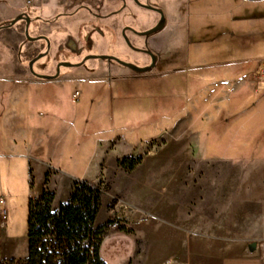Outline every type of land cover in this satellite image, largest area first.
<instances>
[{
  "label": "crops",
  "instance_id": "0c3cea01",
  "mask_svg": "<svg viewBox=\"0 0 264 264\" xmlns=\"http://www.w3.org/2000/svg\"><path fill=\"white\" fill-rule=\"evenodd\" d=\"M168 34L165 28L154 35L153 48L161 58L153 71L135 74L120 64L104 61V79L97 75L91 83L99 85L109 79L118 88L126 81L124 77L147 78L165 73L162 68L166 64ZM118 41V33L112 32L111 42L117 45ZM104 52H119L107 37ZM247 64L245 59L232 60L230 65L236 66L233 77L196 89L192 81L202 83L204 74L194 76L192 81L180 78L178 89L165 101L177 115L164 131L165 136H173L171 140L150 153L148 140H94L82 175L60 167L67 140H59L50 126L22 125L33 114L18 116L4 105L0 112V193L6 192L11 198L14 172H19L27 203L48 188L55 193L52 208L57 211L68 200L77 180L101 184L102 205L96 225L109 215L104 186L122 195L147 215L127 231L106 233L104 240L111 238L120 254L118 261L107 260L108 264H264V152L220 155L211 153L207 140H202L205 123L217 119V128L230 125L237 130L232 134L234 140L243 132L242 145L264 146V82L253 76L261 64L260 60L254 67ZM32 81L54 87L65 85L62 79ZM72 83L76 86L83 82ZM96 90L101 88L97 86ZM0 95L5 103L11 101V91L1 89ZM52 99L58 102L55 93ZM73 113L76 117L77 109ZM38 114L44 118L48 112ZM60 115L61 111L53 113L54 121ZM125 156L141 161L126 171L119 164ZM59 188L62 194L58 196ZM2 208L0 204V260L25 259L29 255L28 222L24 232L9 226Z\"/></svg>",
  "mask_w": 264,
  "mask_h": 264
},
{
  "label": "rangeland",
  "instance_id": "374dc122",
  "mask_svg": "<svg viewBox=\"0 0 264 264\" xmlns=\"http://www.w3.org/2000/svg\"><path fill=\"white\" fill-rule=\"evenodd\" d=\"M41 2L42 0H0V25L7 24L20 15L35 18L44 13ZM165 6L171 10L172 0H165ZM198 8L194 4L190 6L184 19L186 28L178 33L175 42L170 44V49L167 48L166 57H169V61L162 68L165 73L139 81L121 82L118 88L117 83H111L109 79L99 85L91 81L76 86L68 83L62 87L30 83L32 77L28 75L27 61L32 56V51L36 50L37 43L30 42L25 37V21L19 20L11 27L2 28L0 90L11 91L12 97L11 101L7 100L5 103L4 96L0 95V112L6 105L8 109L16 111L18 116L23 113L26 116L33 114L32 118L24 119L22 125L28 123L32 126H50L59 140L68 141L66 152L60 158V167L77 175H82L89 163L94 140L100 138L148 140L147 153L158 151L165 140L173 137L171 134L165 136L164 131L177 115L173 108L166 106L165 101L166 96L178 89L180 78L186 77L192 81L194 76L204 74L202 83L192 81L193 89H196L223 77H233L236 66L230 65L232 60L245 59L248 66L254 67L264 58V0H204ZM146 19L147 11L142 8L138 11L128 0V13L123 21L140 26ZM39 25L38 21L32 22L30 33L36 35ZM105 36L115 49L123 53L125 43L119 40L117 46L111 42L110 31ZM48 61L49 58H45L36 62L34 70H40V66ZM203 64L205 67H199ZM97 86L101 90H96ZM75 88L82 93L77 100L72 96ZM53 93L57 95L58 102L52 99ZM75 109L76 117L73 113ZM58 111H61L62 121L60 118L56 121L53 119V113ZM39 112L48 114L41 118ZM210 113L213 114V111L210 110ZM218 125L216 119L205 123L202 130V140H207V149L211 153L235 157L251 152H264V146L253 143L242 145L241 142L245 141L243 132L234 140L232 134L237 132L235 128L228 125L229 128L227 126V129H220L217 128ZM72 155L75 160H71ZM20 177L19 172H14L11 198L6 192L0 193V197L5 200L2 206L6 209L7 224L24 232L27 229L28 203L25 191L20 186ZM107 187L104 186V194L109 198V215L100 225L108 222L116 201L123 200L132 205L122 195L110 192ZM57 193L58 196L62 194L60 188ZM132 225L109 228L107 233L123 229L127 231ZM100 255L105 261L119 260L120 254L111 238L103 240ZM0 264L19 263L0 260Z\"/></svg>",
  "mask_w": 264,
  "mask_h": 264
},
{
  "label": "flooded vegetation",
  "instance_id": "af4514ba",
  "mask_svg": "<svg viewBox=\"0 0 264 264\" xmlns=\"http://www.w3.org/2000/svg\"><path fill=\"white\" fill-rule=\"evenodd\" d=\"M130 1L138 11L140 8L147 11L148 19L140 26L123 21V17L128 13V0H42L44 13L35 18L20 15L22 17L19 20L25 21V37L30 42L37 43L36 50L32 51V56L27 61L28 75L32 77L29 82L35 83L33 78L45 82L62 79L67 85L76 80L91 82L97 75L104 79V61L120 64L135 74L151 72L161 58V54L153 48L154 35L167 28L169 34L165 40L164 59L169 61V57H166L167 48L170 49V44L175 42L178 33L186 28L184 19L190 6L194 4L195 8H198L204 0H172L171 10L165 6V0ZM197 12L203 14L201 11ZM34 21L40 23L36 35L30 33ZM162 22V28L147 33ZM8 24L0 25V30L14 25ZM214 25L213 22L212 26ZM108 31L117 32L119 40L125 43L123 53L120 50L118 53L104 52V38ZM104 55L114 57L104 58ZM45 58H49V61L42 64L40 70L35 71L36 62ZM121 61L149 68L136 70ZM154 76L156 74L147 78ZM142 79L146 78L124 77L126 81Z\"/></svg>",
  "mask_w": 264,
  "mask_h": 264
},
{
  "label": "trees",
  "instance_id": "16d2710c",
  "mask_svg": "<svg viewBox=\"0 0 264 264\" xmlns=\"http://www.w3.org/2000/svg\"><path fill=\"white\" fill-rule=\"evenodd\" d=\"M140 158L125 156L119 164L131 171ZM50 173L46 175V183ZM103 188L77 180L68 200L57 211L52 208L55 193L44 188L28 204L29 255L12 259L19 264H108L100 255L108 223L96 225L102 205Z\"/></svg>",
  "mask_w": 264,
  "mask_h": 264
},
{
  "label": "built area",
  "instance_id": "2783aa9c",
  "mask_svg": "<svg viewBox=\"0 0 264 264\" xmlns=\"http://www.w3.org/2000/svg\"><path fill=\"white\" fill-rule=\"evenodd\" d=\"M26 2H30L31 0H24ZM261 67L256 70L253 74L254 77H257L260 81L264 82V58L260 60ZM73 98L79 99L81 96V91L79 89H75L73 92ZM5 200L1 196L0 204H4ZM2 216H6V209L2 208ZM110 217L108 220V228H123L140 222L145 219L146 212L140 208H137L123 200L116 201L115 205L111 209Z\"/></svg>",
  "mask_w": 264,
  "mask_h": 264
},
{
  "label": "water",
  "instance_id": "95a60500",
  "mask_svg": "<svg viewBox=\"0 0 264 264\" xmlns=\"http://www.w3.org/2000/svg\"><path fill=\"white\" fill-rule=\"evenodd\" d=\"M21 17H22V16H18V17H16V18L13 19L12 21H10L8 25H13V24H15V23H16ZM26 20L29 21V18H27ZM162 27H163V22L160 23L159 25L155 26L154 28L148 30L147 33H149V32H153V31H156V30H158V29H160V28H162ZM113 57H114V56L104 55V58H113ZM119 61H120V60H119ZM121 62L124 63V64H126V65H128V66H130V67H132V68H134V69H136V70H147V69L149 68V67H139V66H136V65H134V64H132V63H128V62H123V61H121ZM253 245H255V244H253Z\"/></svg>",
  "mask_w": 264,
  "mask_h": 264
}]
</instances>
